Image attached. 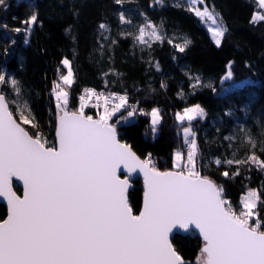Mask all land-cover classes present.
<instances>
[{
    "label": "snow or ice",
    "instance_id": "1",
    "mask_svg": "<svg viewBox=\"0 0 264 264\" xmlns=\"http://www.w3.org/2000/svg\"><path fill=\"white\" fill-rule=\"evenodd\" d=\"M257 4L264 8V0ZM7 7V0H0V9ZM186 7L201 21L215 25L208 30L219 47L228 29L222 19L218 23L214 9L209 10L205 0H187ZM119 19L132 24L124 12ZM260 20L264 15H254L253 23ZM21 23L24 27L15 32L30 31L38 23V13L33 11ZM99 28L108 31L103 23ZM121 35L132 36L134 43L147 48L164 42V34L147 17L136 33ZM190 44L185 38L173 46L183 53ZM61 64L66 74H59L52 88L54 142L24 100L20 82L0 74V198L7 203V217L0 220V264H191L174 246L177 229L201 237L196 264H264V187L249 188L236 208L224 185L203 172L212 164L248 163L264 171V159L251 150L257 147L253 137L245 134L250 151L244 159H235L233 153V158L215 157L205 163L192 122L204 120L207 112L199 103L186 106L175 114L186 148L175 151L173 170L161 171L151 154L138 156L119 130L121 123H130L138 114L150 117L155 135L163 121L161 110L145 111L130 103L127 91L105 93L91 87L82 90L78 107L72 109L75 73L67 57ZM227 68L221 84L242 88L243 83L232 82L231 63ZM109 74L121 75L113 69L104 73ZM193 79L192 87H200V78ZM109 83L105 80L106 88ZM5 87L16 99L5 94ZM180 98L184 99L183 93ZM88 107L97 109L96 118L85 112ZM137 172L143 174L145 190L142 210L134 214L127 192L130 174ZM221 175L233 179L240 172L230 176L225 170ZM14 180L22 183V196L13 190Z\"/></svg>",
    "mask_w": 264,
    "mask_h": 264
},
{
    "label": "trees",
    "instance_id": "2",
    "mask_svg": "<svg viewBox=\"0 0 264 264\" xmlns=\"http://www.w3.org/2000/svg\"><path fill=\"white\" fill-rule=\"evenodd\" d=\"M205 2L228 29L219 47L206 24L187 10L186 0H123V4L115 0H7L8 7L0 9V74H6V80L11 77L20 82L23 97L50 142L55 140L53 81L59 74H66L61 61L67 57L72 61L76 80L70 90L72 109L78 107L82 90L91 87L105 93L127 91L130 103H138L145 111L161 110L163 121L155 135L149 116L137 114L130 123L119 126L123 140L142 159L151 154L159 170H173L175 151L185 148L175 114L197 103L207 112L204 120L192 122L205 163L215 157L233 158V153L235 159H244L250 151L246 133L257 144L251 150L264 159L260 151L264 146V20L253 23L254 15L264 14V9L258 7L257 0ZM33 11L38 13V23L30 33L15 32V28L24 27L21 22ZM120 12L132 20L131 25L121 23ZM145 17L164 34L163 43L154 42L147 48L134 43L132 36L121 35L136 33ZM102 23L108 31L99 28ZM185 38L191 44L181 53L173 44ZM230 63L232 82L243 83L242 88L230 89L228 82L221 84ZM110 69L121 74L119 78L105 76ZM197 76L200 87L193 88V78ZM105 80L110 82L107 88ZM8 91L5 87L6 95ZM85 112L96 118V109L88 107ZM238 124L245 127L244 135H235ZM226 136L235 139L229 141ZM237 169L240 175L233 179L221 175L227 170L231 176ZM203 172L224 185L236 208L249 188L264 187V171L253 163L220 167L212 164ZM132 182L129 203L138 214L144 185L141 179ZM16 191L21 190L16 187ZM6 216L7 209L0 204V220ZM172 239L184 260L196 264L202 240L193 232Z\"/></svg>",
    "mask_w": 264,
    "mask_h": 264
},
{
    "label": "water",
    "instance_id": "3",
    "mask_svg": "<svg viewBox=\"0 0 264 264\" xmlns=\"http://www.w3.org/2000/svg\"><path fill=\"white\" fill-rule=\"evenodd\" d=\"M0 30H1V28H0ZM0 56H1V54H0ZM130 176H131V179L129 180V185L130 186H129L128 192H127L128 200H129V194L133 190V187H134L132 180H134V179H141V181H142V183L144 185V180H143V174L142 173H138V172L137 173H131ZM122 178H125L124 175H123V173H122ZM16 187H19L20 188V190H21L20 193H18L16 191ZM13 190L16 191L17 195H21L22 196V194H23V186H22V183L14 180L13 181ZM0 204L3 205V206H5L6 209H7V203H6V201L3 198H0ZM142 206H143V203H142ZM141 210H142V208H141ZM189 233H191V232H189ZM189 233H185L183 230L177 229V230L174 231L173 237L176 236V235L185 236V235H187ZM195 234L201 239V237L199 236L198 232H195Z\"/></svg>",
    "mask_w": 264,
    "mask_h": 264
},
{
    "label": "rangeland",
    "instance_id": "4",
    "mask_svg": "<svg viewBox=\"0 0 264 264\" xmlns=\"http://www.w3.org/2000/svg\"><path fill=\"white\" fill-rule=\"evenodd\" d=\"M187 1V0H186ZM262 9H264V8H262ZM261 15H264V14H261ZM217 20H218V23H219V21H220V19L218 18V16H217ZM205 24H206V26H207V28L209 29L210 27H215V25H212L211 24V21H208V20H205V21H203ZM23 33H24V35H28L29 33H30V31H22ZM210 32V31H209ZM212 36V35H211ZM213 38V37H212ZM214 40V39H213ZM12 78L11 77H8V81H10ZM9 88V93H8V97L10 98V99H16V97H15V95H14V93H13V91H12V89L10 88V87H8ZM24 100H25V98H24ZM97 110V109H96ZM100 111H102V109H100ZM121 113H118L117 115L119 116ZM114 118V117H113ZM26 126V125H25ZM28 126V125H27ZM30 127V126H29ZM240 129L239 131L238 130H236V129ZM235 135H239V134H242V135H244V133H246V129H245V127L244 126H242V125H240V124H238L237 126H236V128H235Z\"/></svg>",
    "mask_w": 264,
    "mask_h": 264
},
{
    "label": "built area",
    "instance_id": "5",
    "mask_svg": "<svg viewBox=\"0 0 264 264\" xmlns=\"http://www.w3.org/2000/svg\"><path fill=\"white\" fill-rule=\"evenodd\" d=\"M185 148H186V146H185Z\"/></svg>",
    "mask_w": 264,
    "mask_h": 264
}]
</instances>
